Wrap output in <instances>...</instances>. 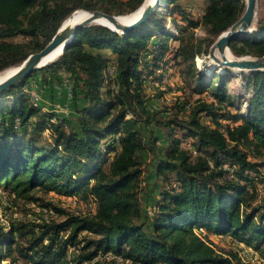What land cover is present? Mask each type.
<instances>
[{
    "label": "trees",
    "instance_id": "obj_1",
    "mask_svg": "<svg viewBox=\"0 0 264 264\" xmlns=\"http://www.w3.org/2000/svg\"><path fill=\"white\" fill-rule=\"evenodd\" d=\"M201 1L202 23L212 37L244 10V0ZM142 2L0 0V71L42 50L73 11L122 16ZM168 18L182 23L176 36L167 28ZM195 25L175 0H161L146 22L124 34L100 25L80 29L60 58L40 71L48 86L66 76L73 124L34 106L23 92L26 81L0 94V189L14 199L37 201L35 193L53 192L92 206L88 214L72 215L45 204L41 224L1 226L0 262L93 264L110 258L126 264H248L238 256L242 247L264 260V205L251 207L264 163L250 160V155L264 158V72L246 76L252 94L246 115L241 114L224 77L234 72L222 68L214 83L195 68V58L208 55L201 43H212L197 45L188 32ZM255 28L230 43L234 56H264V19L258 18ZM16 36L27 41L10 42ZM111 62L116 69L108 80ZM173 66L182 67L179 76L192 92L179 113L165 110L157 119L147 108L145 90L158 70L169 80ZM181 109L189 112L180 116ZM151 123L165 130L167 146L152 163L162 191L149 220L141 212L138 187L141 152L154 155L158 142L146 141L141 131L140 125ZM61 215V221L52 218ZM82 233L92 237L80 238ZM209 235L240 250H217Z\"/></svg>",
    "mask_w": 264,
    "mask_h": 264
},
{
    "label": "rangeland",
    "instance_id": "obj_2",
    "mask_svg": "<svg viewBox=\"0 0 264 264\" xmlns=\"http://www.w3.org/2000/svg\"><path fill=\"white\" fill-rule=\"evenodd\" d=\"M177 4H180L186 13L189 14L190 18L195 22V26L190 28L188 32H192L194 41L199 45L202 41H212L211 45L208 47L205 43H201V49H209L212 44L215 42L217 37H212L208 34L206 27L202 23V15L204 12V3L201 0H175ZM168 6V5H167ZM33 11L31 12V14ZM258 18L264 19V0H257L256 8V20ZM178 20V19H177ZM178 24H181L178 20ZM178 24H171L170 19H167V28L172 32L174 36L178 33L176 31ZM184 25V24H183ZM26 42V39H23L21 36H16L10 40V42ZM173 45H176L177 42H171ZM204 56V57H203ZM208 56V55H207ZM206 55H201L199 58H195V68L202 69L205 74V78L214 83L218 82L220 75L224 74L222 68H214V63L207 59ZM234 56V55H233ZM240 58L238 56H234ZM242 57V56H241ZM198 61H201L200 65ZM15 66V65H14ZM17 66V65H16ZM13 67V66H12ZM214 68V69H213ZM7 69V68H6ZM170 79L167 82L162 81V77L158 76V73L155 75V80H150L148 86L145 90L147 108L154 112L156 118L164 116L165 110H170L172 112H178V109L184 102V99H188L190 91L187 89L186 81L183 77H180V70L182 67L173 66L169 68ZM225 69V68H224ZM5 70V69H4ZM228 70V69H227ZM3 71V70H2ZM0 71V72H2ZM41 70L35 71L30 75L24 84V90L29 89L30 87H36L39 93V100L37 105L44 111L54 114L55 118H65L69 120L72 124L74 123V111L72 103V94L70 90L69 83L65 80L66 76L61 74L62 83L54 82L51 85H47L44 82L43 77L45 74L40 72ZM247 74L242 73H233L224 75L227 82L228 92L235 96L236 108L241 114L246 115L248 109V101L251 97V88L249 87V80L246 79ZM209 75V76H208ZM214 75V76H213ZM106 79L110 80L111 78L107 77ZM186 89V90H185ZM23 90V91H24ZM184 90L185 93L182 91ZM196 98V97H193ZM192 100V99H191ZM183 109V108H182ZM181 109V110H182ZM185 112L181 111L180 116H184ZM179 113V112H178ZM188 114V113H186ZM132 115H128L126 119H129ZM53 119L54 121L56 119ZM141 131L145 137V140L148 141L149 137L156 138L157 143L155 144L154 155L147 152H141L143 164L141 165L142 174L140 177V186L139 188V197L141 200V212L145 211V217L149 220L153 217L155 212V202L158 198L159 192L162 191V183L159 178L154 174L153 164L157 162V159L161 157V151L167 146V139L165 136V130L157 126L154 123H151L149 126H141ZM47 134V133H46ZM150 138V141L152 140ZM250 160L252 162H262L264 163V158L260 157L258 159L253 158L250 155ZM263 179L259 182L257 178L255 180L261 186V189L264 190V167L262 169ZM167 187L166 183H163ZM259 190V189H258ZM34 197L37 198V201H27L23 199H14L12 194L8 191L0 189V227L8 226L11 222L22 221V222H35L41 224L43 222V216L40 212V208L45 204H52L57 208L64 210L68 214L72 215H83L88 214L92 211V206H89V203H85L80 199L69 200L64 196L50 193L37 192L34 194ZM264 205V195H259L256 197L251 204L252 208L257 206ZM53 220L61 221L64 216H53ZM86 236L87 238L92 237L89 234L82 233L80 238ZM211 236V237H210ZM210 242L215 246L217 250H222L224 252H234L240 250L239 247L232 246L229 244L227 239H221L219 237H214L212 235L208 236ZM82 245V244H81ZM80 245V246H81ZM264 246V244H263ZM73 254V251H71ZM69 252V256L71 258ZM109 259V260H108ZM255 264H264L262 260L257 259L254 261ZM0 264H11L10 261L6 258H3ZM16 264H23L18 262ZM93 264H126L120 259H102L98 263Z\"/></svg>",
    "mask_w": 264,
    "mask_h": 264
},
{
    "label": "water",
    "instance_id": "obj_3",
    "mask_svg": "<svg viewBox=\"0 0 264 264\" xmlns=\"http://www.w3.org/2000/svg\"><path fill=\"white\" fill-rule=\"evenodd\" d=\"M160 2L161 0H143L142 4L134 11L141 9L140 14L130 21H121L120 18L122 16L109 15L98 10L87 11L82 9L81 12L84 13V16L80 19H74L76 11L71 12L62 21L51 40L42 50L30 54L19 64L18 71L15 74L0 81V94L11 88L23 85L32 73L56 62L80 29L91 25H100L114 32L124 34L146 22L158 9ZM256 8L257 0H244V10L240 18L222 32L212 44L207 59L212 60L216 64L214 68H225L234 73L242 74L264 72V56H242L237 58L233 56L229 49L231 42L249 36L256 31ZM100 21H104L109 25L101 24ZM60 48L59 57L50 62ZM227 53H231L233 57L228 58L226 56Z\"/></svg>",
    "mask_w": 264,
    "mask_h": 264
},
{
    "label": "built area",
    "instance_id": "obj_4",
    "mask_svg": "<svg viewBox=\"0 0 264 264\" xmlns=\"http://www.w3.org/2000/svg\"><path fill=\"white\" fill-rule=\"evenodd\" d=\"M115 69H116L115 63L114 62L109 63L106 67V76L112 79L114 77V74H115ZM156 73H158V76L162 77L163 82L168 81L167 75L165 73H163V72L161 73L160 70H158ZM23 92L29 96L32 104L34 106H37V102L39 100V93H40L38 91V89L36 87L32 86L29 89L24 90ZM262 179H263V176H261L259 178L257 177L258 182ZM257 181H256V183L258 184ZM258 189H259V195H264V190L261 189L260 185H259ZM238 256L243 263L255 264L254 261L257 259L262 260L264 263V260L261 259L258 254H256L252 250L245 248V247H242V250L238 252ZM99 258L100 257L98 256L96 259H99Z\"/></svg>",
    "mask_w": 264,
    "mask_h": 264
},
{
    "label": "bare ground",
    "instance_id": "obj_5",
    "mask_svg": "<svg viewBox=\"0 0 264 264\" xmlns=\"http://www.w3.org/2000/svg\"><path fill=\"white\" fill-rule=\"evenodd\" d=\"M140 11H141V9H139V10L136 11V12H132L131 14L122 15V17H121L120 19H121V21H130V20H133V19H135V18L140 14ZM83 16H84V13L81 12V10H76V12H75V14H74V19H80V18H82ZM66 20H67V19H66ZM66 20H65V22H67ZM100 23H101V24H104V25H109V24H107V23L104 22V21H100ZM60 53H61V48L58 49V50L56 51V53H55V54H56L55 57H54L53 59H51L50 62L56 60V59L59 57ZM226 56H227L228 58H232V57H233V56L231 55V53H227ZM59 58H60V57H59ZM211 61H212V60H211ZM200 63H201V61H198V64H199V65H200ZM213 63H214V62H213ZM214 65L216 66L215 63H214ZM18 68H19V65H17V66L15 65V66H13V67H8L7 69H5V70H3L2 72H0V81H2V80H4V79L10 77L11 75L15 74V73L18 71Z\"/></svg>",
    "mask_w": 264,
    "mask_h": 264
}]
</instances>
